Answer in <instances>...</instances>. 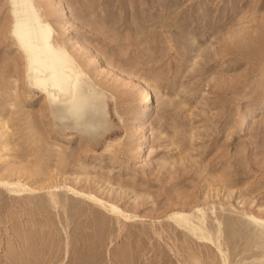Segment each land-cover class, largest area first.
<instances>
[{
	"label": "rangeland",
	"instance_id": "obj_1",
	"mask_svg": "<svg viewBox=\"0 0 264 264\" xmlns=\"http://www.w3.org/2000/svg\"><path fill=\"white\" fill-rule=\"evenodd\" d=\"M26 17L76 119L28 86ZM0 264H264V0H0Z\"/></svg>",
	"mask_w": 264,
	"mask_h": 264
},
{
	"label": "bare ground",
	"instance_id": "obj_2",
	"mask_svg": "<svg viewBox=\"0 0 264 264\" xmlns=\"http://www.w3.org/2000/svg\"><path fill=\"white\" fill-rule=\"evenodd\" d=\"M13 33L27 58L29 88L43 95L63 117L76 119L79 112L88 107L89 100L82 88L81 74L73 62L64 52L54 50L49 33L37 23L30 26L27 17L16 23ZM206 239L210 240L207 236Z\"/></svg>",
	"mask_w": 264,
	"mask_h": 264
}]
</instances>
